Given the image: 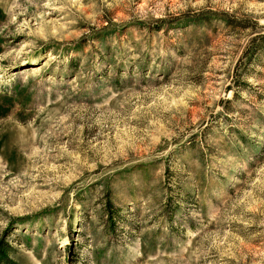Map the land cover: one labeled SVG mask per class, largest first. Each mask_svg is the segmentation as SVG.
<instances>
[{
  "label": "rangeland",
  "instance_id": "1",
  "mask_svg": "<svg viewBox=\"0 0 264 264\" xmlns=\"http://www.w3.org/2000/svg\"><path fill=\"white\" fill-rule=\"evenodd\" d=\"M263 33L264 0H0L14 261L264 264Z\"/></svg>",
  "mask_w": 264,
  "mask_h": 264
},
{
  "label": "trees",
  "instance_id": "2",
  "mask_svg": "<svg viewBox=\"0 0 264 264\" xmlns=\"http://www.w3.org/2000/svg\"><path fill=\"white\" fill-rule=\"evenodd\" d=\"M256 41H259V47L258 48H251V50L253 49L252 51H255V49H257L256 55L254 57H256L257 54H261V53H262V55L264 54V46L262 44V41L264 42V33L259 34L254 42H256ZM254 46H256V45H254ZM251 50H250V52L248 50V53H247L248 56L245 60H248V58L252 55L253 52ZM239 65H241V63L238 64V66ZM243 68L244 67H242L240 69H243ZM234 70L237 71V67H235ZM236 75H238V74H235V76ZM14 252H15V248L7 241L6 233H5V235L0 236V264H17L13 259Z\"/></svg>",
  "mask_w": 264,
  "mask_h": 264
}]
</instances>
